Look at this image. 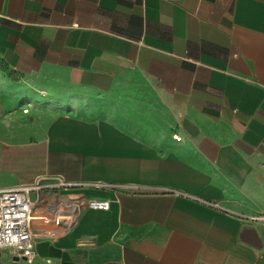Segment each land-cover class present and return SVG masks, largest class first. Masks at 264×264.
Instances as JSON below:
<instances>
[{"label": "crops", "instance_id": "crops-1", "mask_svg": "<svg viewBox=\"0 0 264 264\" xmlns=\"http://www.w3.org/2000/svg\"><path fill=\"white\" fill-rule=\"evenodd\" d=\"M1 134L0 187L121 186L0 264H264V0H0Z\"/></svg>", "mask_w": 264, "mask_h": 264}, {"label": "built area", "instance_id": "built-area-1", "mask_svg": "<svg viewBox=\"0 0 264 264\" xmlns=\"http://www.w3.org/2000/svg\"><path fill=\"white\" fill-rule=\"evenodd\" d=\"M180 139V136H175ZM118 183L104 180H71L60 175H42L30 183L0 187V251L33 262L39 241L57 242L73 229L78 213L87 206L109 209L112 199L92 197L85 190L117 191ZM41 192H50L44 214L35 212ZM211 205L217 206L215 203ZM255 223L264 224V214L248 216Z\"/></svg>", "mask_w": 264, "mask_h": 264}, {"label": "water", "instance_id": "water-1", "mask_svg": "<svg viewBox=\"0 0 264 264\" xmlns=\"http://www.w3.org/2000/svg\"><path fill=\"white\" fill-rule=\"evenodd\" d=\"M240 236L243 240L250 242L252 245L260 247L262 245V239L257 231V229L253 226H244L241 229ZM0 257H9L7 252L0 251ZM14 259H19L18 256H11Z\"/></svg>", "mask_w": 264, "mask_h": 264}, {"label": "rangeland", "instance_id": "rangeland-1", "mask_svg": "<svg viewBox=\"0 0 264 264\" xmlns=\"http://www.w3.org/2000/svg\"><path fill=\"white\" fill-rule=\"evenodd\" d=\"M3 147H5V143L4 140L2 138V134H1V138H0V148H1V153L3 151ZM7 157H5L3 154H0V166H3L4 163L6 162ZM10 180V177L7 175H0V184H4L7 181Z\"/></svg>", "mask_w": 264, "mask_h": 264}]
</instances>
